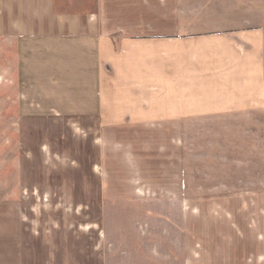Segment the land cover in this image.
<instances>
[{"label": "crops", "instance_id": "obj_1", "mask_svg": "<svg viewBox=\"0 0 264 264\" xmlns=\"http://www.w3.org/2000/svg\"><path fill=\"white\" fill-rule=\"evenodd\" d=\"M209 5L0 0V41L23 111L101 129L108 190L179 202L182 264H264L263 187L191 193L187 122L264 108L263 29Z\"/></svg>", "mask_w": 264, "mask_h": 264}, {"label": "rangeland", "instance_id": "obj_2", "mask_svg": "<svg viewBox=\"0 0 264 264\" xmlns=\"http://www.w3.org/2000/svg\"><path fill=\"white\" fill-rule=\"evenodd\" d=\"M205 1L233 28L264 31V0ZM17 88L13 47L0 41V264H182L179 202L108 190L101 129L23 111ZM186 130L191 193L264 188V108Z\"/></svg>", "mask_w": 264, "mask_h": 264}]
</instances>
